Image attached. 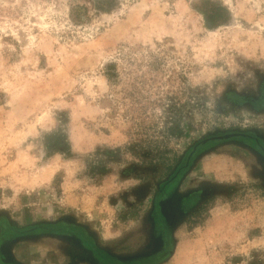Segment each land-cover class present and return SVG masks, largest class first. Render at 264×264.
<instances>
[{"label":"rangeland","instance_id":"obj_1","mask_svg":"<svg viewBox=\"0 0 264 264\" xmlns=\"http://www.w3.org/2000/svg\"><path fill=\"white\" fill-rule=\"evenodd\" d=\"M0 264H264V0H0Z\"/></svg>","mask_w":264,"mask_h":264}]
</instances>
